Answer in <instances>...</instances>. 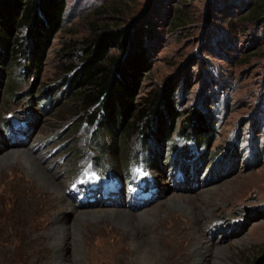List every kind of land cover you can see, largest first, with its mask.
<instances>
[{
  "label": "rangeland",
  "instance_id": "obj_1",
  "mask_svg": "<svg viewBox=\"0 0 264 264\" xmlns=\"http://www.w3.org/2000/svg\"><path fill=\"white\" fill-rule=\"evenodd\" d=\"M145 10L154 14L158 39L141 94L173 78L180 111L204 108L214 120L213 139L196 151L208 158L197 154L191 167L193 144L181 136L158 156L150 148L141 152L136 132L126 141L102 133L99 151L92 126L68 114L76 108L63 78L80 63L76 48L103 29L130 27ZM18 58L0 67V264H147L135 260L131 237L112 222L82 223L76 215L117 211L137 220L186 198L204 208L194 222L176 209L158 227L155 220L153 229L138 227L137 238L155 242L152 264H201L188 249L194 223L212 250L203 264H264V0H65L64 23L39 70L29 71ZM11 78L17 80L12 93ZM13 151L31 155L61 196L40 190L23 164L2 163ZM175 151L181 162L169 164ZM123 154L141 159L132 175ZM91 162L116 173L113 196L97 189Z\"/></svg>",
  "mask_w": 264,
  "mask_h": 264
},
{
  "label": "trees",
  "instance_id": "obj_2",
  "mask_svg": "<svg viewBox=\"0 0 264 264\" xmlns=\"http://www.w3.org/2000/svg\"><path fill=\"white\" fill-rule=\"evenodd\" d=\"M153 15L151 10H145L130 22V27L103 29L102 33L81 42L79 49L76 48L80 63L63 78L67 93L73 97L69 104L76 108L68 114L77 116L78 123L94 125L99 151H102L99 146L102 133L122 135L126 141L136 132L142 152L150 146L158 156L175 136L193 144L191 152L195 154L214 137V120L206 115L204 108L188 114L180 111L174 101L175 79L169 78L159 89L141 94L157 46ZM64 16L65 0H0V67L17 64L21 56L29 71H38L49 42L62 28ZM111 49L117 52L110 53ZM186 76L183 74L182 78ZM16 81L10 79V93L15 91ZM122 156L127 163L133 157L138 159L137 154ZM198 156L208 158L202 152ZM234 157L226 158L232 162ZM168 160L173 162L171 157Z\"/></svg>",
  "mask_w": 264,
  "mask_h": 264
},
{
  "label": "bare ground",
  "instance_id": "obj_3",
  "mask_svg": "<svg viewBox=\"0 0 264 264\" xmlns=\"http://www.w3.org/2000/svg\"><path fill=\"white\" fill-rule=\"evenodd\" d=\"M1 160H2V163L5 161H10L12 163L17 162V163L23 164V166L27 169V171L24 169L26 171V172L25 171L24 172L28 176H31L37 182V184H39L40 190H42L44 193H47V194L54 193L58 196H61V188H60L59 184L56 183L54 180H52L49 177L50 175L48 176L47 174H45L43 171V168L41 166H39L36 163V161L34 160V158L31 155H28L25 151H13L11 153L4 155L1 158ZM195 160L198 162L197 156L195 157L194 161ZM10 173L13 175V171H11ZM218 194L219 193H217V195ZM202 199L205 201V200H208L209 198H208V196H204V197H202ZM170 200H171V198H170ZM186 200L191 201L189 198H186ZM189 201L187 203L184 201L181 202L178 199H176V200L172 199L171 201H166L163 204L164 205L166 204V207H168V205L170 204L169 209L165 208L160 213L157 212L158 213L157 215L154 214V211H146L143 214L136 215L138 218L137 220L134 218V215H132V214H129L126 212H117V211H106V212H103L101 214H98L94 211H91V212H87V213H78L76 216H77V219L82 223L85 221V219H87V220L90 219L91 222H94L96 224H100V223L104 222L105 220L112 222V224H114L116 226V228L122 232L121 236L128 234V236L131 237V242H129V244L132 246V248L135 252V255H134L135 260H137L138 262H142V263L152 264V262L155 261L154 260L155 252L153 251L154 246H155V242H149V241L143 242L139 238H137L138 227L141 224H145L148 229H153L150 227L153 220H155V222H156L155 226L158 227V226H160V224L162 222V218L168 217L170 219L171 216H168L167 214H169V212L171 210H176V209L178 211H180L181 213H183V215H185L184 218H187L191 222H194L195 218H196L195 215L198 214L197 211L204 212V208H202L203 206L198 207L194 202H189ZM118 207H121V206H118ZM156 209H157V207H156ZM151 214L156 215V216L153 218V216ZM169 219H167V220H169ZM193 230H194V233H193L194 240H193V238L191 239L192 243H189L190 245H189L188 249H190L189 251H192L193 253L198 254L200 256V258H198L197 260H199L201 262V264H203V262H205V260H206V257L209 255L208 254L209 251H212V250L209 248V245L207 243L208 241H206L203 238V236H201L199 234L200 230H198L196 223H194V225H193ZM53 232L54 231L51 230V233L50 232L49 233L53 234ZM183 233H184V231H183ZM72 234H73V235H71V237L73 236L72 241L77 242L75 236H78V234L77 233L76 234L72 233ZM162 236H164V234H161L160 237L162 238ZM179 237H180V235H179ZM49 238H50V235H49ZM64 238H66V235ZM52 241H53L52 243L56 245L57 249H59L60 245L58 246L54 239ZM215 251L216 250H214V252ZM161 256H163V255H161ZM50 264H55V263L50 262ZM61 264H65V263L62 262ZM214 264H222V262L221 261L219 263L215 262Z\"/></svg>",
  "mask_w": 264,
  "mask_h": 264
}]
</instances>
